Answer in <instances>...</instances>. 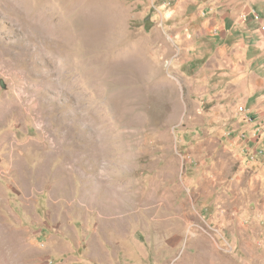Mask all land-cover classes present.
Segmentation results:
<instances>
[{
    "label": "rangeland",
    "instance_id": "rangeland-1",
    "mask_svg": "<svg viewBox=\"0 0 264 264\" xmlns=\"http://www.w3.org/2000/svg\"><path fill=\"white\" fill-rule=\"evenodd\" d=\"M0 264H264V0H0Z\"/></svg>",
    "mask_w": 264,
    "mask_h": 264
},
{
    "label": "bare ground",
    "instance_id": "bare-ground-1",
    "mask_svg": "<svg viewBox=\"0 0 264 264\" xmlns=\"http://www.w3.org/2000/svg\"><path fill=\"white\" fill-rule=\"evenodd\" d=\"M102 8V7H101ZM86 19V18H85ZM83 20V19H82ZM87 25V24H86ZM85 26V25H84ZM89 26H91V31L92 32H90V30H89V34L90 33H93V31H95V30H92V28H94V27H92V25H89ZM93 26H96V25H93ZM86 29H87V26H86ZM84 31H85V29H84ZM88 31V30H87ZM98 32H99V30H97ZM96 31V32H97ZM96 32H94V33H96ZM97 32V33H98ZM100 33H101V31H100ZM103 33V32H102ZM101 33V34H102ZM83 33H81V35H82ZM86 34H88L87 32H86ZM80 35H78V38H76L77 40H76V42H77V44L79 45V44H81V43H84V41H82L83 40V38L80 36ZM83 36H84V34H83ZM85 37L86 38H88V35H85ZM90 37V36H89ZM96 37V36H95ZM91 38V37H90ZM97 38V37H96ZM100 38V37H99ZM98 38V39H99ZM89 39V38H88ZM86 40V41H89L90 42V40ZM105 39V38H104ZM91 40H93V38L91 39ZM95 40V39H94ZM96 41V40H95ZM92 44H93V42H92ZM83 45V44H82ZM91 46H93V45H91ZM128 52V51H127ZM120 54H121V52H119ZM85 55V54H84ZM119 55V54H118ZM115 56V55H114ZM113 56V57H114ZM117 57V56H116ZM86 60V59H85ZM104 60V59H103ZM105 61V60H104ZM103 61V62H104ZM110 61H112V58H111V60ZM106 62V61H105ZM85 63H86V61H85ZM109 63H112V62H109ZM106 64V63H105ZM108 64V63H107ZM119 64V66H117ZM118 64L117 65H115V66H117V67H113V65L111 64V65H109L110 67H108V69H106V73L108 74V75H114V74H112V72H115V71H117V69H121V68H124L125 67V65H123L122 63H120V62H118ZM138 64V63H137ZM135 65V64H134ZM88 67H89V65H88ZM90 67H92V66H90ZM96 67V66H95ZM128 67V66H127ZM99 70V69H98ZM105 70V69H104ZM118 74V73H117ZM120 74V73H119ZM115 76H116V74H115ZM141 76V75H140ZM129 77V76H128ZM117 78V77H116ZM137 78H138V76H137ZM124 79V78H123ZM121 83V82H120ZM113 104V103H112ZM119 108V107H118Z\"/></svg>",
    "mask_w": 264,
    "mask_h": 264
},
{
    "label": "built area",
    "instance_id": "built-area-1",
    "mask_svg": "<svg viewBox=\"0 0 264 264\" xmlns=\"http://www.w3.org/2000/svg\"><path fill=\"white\" fill-rule=\"evenodd\" d=\"M238 113L243 116V121L245 122H252V118L249 115V112H247V109L243 106L239 107ZM242 138H250V141L255 142L257 138H260V131L255 130L251 136L241 135ZM256 154H262V150H259ZM249 157L252 159L253 156L251 154H248Z\"/></svg>",
    "mask_w": 264,
    "mask_h": 264
},
{
    "label": "crops",
    "instance_id": "crops-1",
    "mask_svg": "<svg viewBox=\"0 0 264 264\" xmlns=\"http://www.w3.org/2000/svg\"><path fill=\"white\" fill-rule=\"evenodd\" d=\"M251 115H252V114H251ZM252 117H253V116H251V118H252ZM253 119H254V118H252V122L254 121Z\"/></svg>",
    "mask_w": 264,
    "mask_h": 264
}]
</instances>
